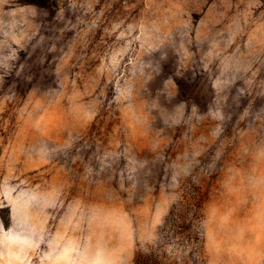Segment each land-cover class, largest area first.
Returning a JSON list of instances; mask_svg holds the SVG:
<instances>
[{"label": "rangeland", "instance_id": "obj_1", "mask_svg": "<svg viewBox=\"0 0 264 264\" xmlns=\"http://www.w3.org/2000/svg\"><path fill=\"white\" fill-rule=\"evenodd\" d=\"M0 264H264V0H0Z\"/></svg>", "mask_w": 264, "mask_h": 264}]
</instances>
